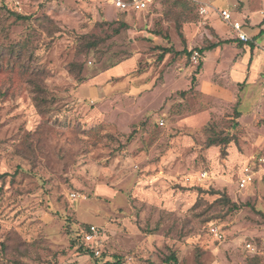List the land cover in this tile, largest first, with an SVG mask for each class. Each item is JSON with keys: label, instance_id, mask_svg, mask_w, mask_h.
Here are the masks:
<instances>
[{"label": "rangeland", "instance_id": "obj_1", "mask_svg": "<svg viewBox=\"0 0 264 264\" xmlns=\"http://www.w3.org/2000/svg\"><path fill=\"white\" fill-rule=\"evenodd\" d=\"M210 1L263 31L264 65V0ZM205 2L0 0V264H264V177L237 186L264 156L262 68Z\"/></svg>", "mask_w": 264, "mask_h": 264}, {"label": "built area", "instance_id": "obj_2", "mask_svg": "<svg viewBox=\"0 0 264 264\" xmlns=\"http://www.w3.org/2000/svg\"><path fill=\"white\" fill-rule=\"evenodd\" d=\"M115 8L121 11L127 10H142L147 7V4L150 0H107ZM205 7H200V12H206L207 8H213L217 13L218 17L227 24L232 31L234 32L235 37L243 42L253 41L250 36L245 31V23L236 19L232 12L227 8H215L211 6V1L207 0L205 2ZM199 57L198 51H193L191 59L194 62H197ZM263 83H264V73H263ZM202 176H207V172L201 173ZM259 177H264V156H255L252 155L240 168V173L237 176V186L239 189L246 188L250 186L254 180ZM217 237H221V234L218 232L216 227L210 228ZM82 242L84 245L92 249L96 255H99L98 246L101 240V232L94 225H88L85 230L81 232Z\"/></svg>", "mask_w": 264, "mask_h": 264}, {"label": "trees", "instance_id": "obj_3", "mask_svg": "<svg viewBox=\"0 0 264 264\" xmlns=\"http://www.w3.org/2000/svg\"><path fill=\"white\" fill-rule=\"evenodd\" d=\"M237 39V38H236ZM238 40V39H237ZM240 42V40H238ZM229 40H218L216 42H212L210 44H206V45H203L201 47L198 48V52L199 53H203L204 51H209L211 49H214L218 46H220L221 44L223 43H228ZM241 43V42H240ZM97 42L96 41H90L89 43H87L85 45V47H91V46H94L96 45ZM172 49L171 48H162L158 54V58H162L163 55L166 53V52H170ZM184 52L190 56L191 55V52L188 51L186 52L184 50ZM238 114V113H236ZM238 116V115H237ZM231 138L229 137H208L207 138V144L208 145H212V144H215L216 142L219 143L221 145V149H220V154L221 155H226V151H225V148L226 146L228 145V143L230 142ZM7 175V173H0V178ZM222 196V195H221ZM224 203L225 204H228V208L229 210H236L240 207L239 204L235 203L234 201H231L227 196H224ZM87 228V227H86ZM85 228V229H86ZM84 229V230H85ZM79 236V235H78ZM79 238V237H78ZM80 241H81V245L79 247L81 248H84V251L86 252H89L91 254H93V251L92 249H90L89 247H87L86 245H84V243L82 242V236L80 235ZM166 263H170V264H177V258H176V255L174 252H171L169 254L166 255V257L163 259ZM101 264H123V261H122V258L119 256V255H115V258L114 260H105L103 261ZM197 264H199V262H197Z\"/></svg>", "mask_w": 264, "mask_h": 264}, {"label": "crops", "instance_id": "obj_4", "mask_svg": "<svg viewBox=\"0 0 264 264\" xmlns=\"http://www.w3.org/2000/svg\"><path fill=\"white\" fill-rule=\"evenodd\" d=\"M254 20V19H253ZM253 22L254 21H252V23H251V26H253ZM256 22V21H255ZM227 25V24H226ZM245 28V31H246V33L248 34V36H250L251 38H252V42H243V41H238L237 39H236V37H235V35H234V38L239 42V44L241 45V47L239 48L240 50H244L245 51V53H244V56H249L250 54H252V60H251V65H250V69H249V71L247 70L246 72L248 73V72H252V73H254L255 71H253V70H255V69H261L262 68V71H261V83L264 85V83H263V73H264V65H262L261 64V60H262V58H263V55L262 56H260V55H256L255 53H256V50H255V40H256V37L257 36H259V35H262L261 33L263 32L262 30H260V29H256L257 31H256V33H252V34H249L248 33V30H249V27H244ZM232 30V29H231ZM233 32V31H232ZM234 33V32H233ZM255 38V39H254ZM254 44V45H253ZM264 46H262V48H263ZM263 54H264V48H263Z\"/></svg>", "mask_w": 264, "mask_h": 264}]
</instances>
